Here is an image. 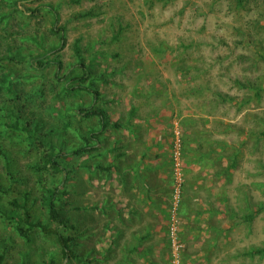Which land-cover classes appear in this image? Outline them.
Segmentation results:
<instances>
[{"label":"rangeland","instance_id":"obj_1","mask_svg":"<svg viewBox=\"0 0 264 264\" xmlns=\"http://www.w3.org/2000/svg\"><path fill=\"white\" fill-rule=\"evenodd\" d=\"M247 1L238 6L234 0H0L3 264H50L52 257L56 264H90L86 260L90 249L88 167L95 161L94 154L103 150L104 144L110 145V137H102L101 122L96 117L82 118L76 109L59 111L57 102L63 99L72 107L94 104L103 108L112 124L108 111L118 112L123 105L120 94L146 79L147 74L151 81L156 78L159 82L163 77H173L181 92L190 95L189 104L202 115L224 119L215 117L213 128L224 137V152L237 156L233 182L224 185V195L229 196L227 214L234 230L230 251L233 264H264V254L250 253L253 248L264 247V210L255 213V206L264 203V0ZM51 7L57 9L56 27H65L66 39L55 54L44 59L57 56L59 70L56 66L34 68L35 59L32 66L28 62L29 52L36 58V54L43 55L59 45L52 29ZM37 8V15L32 16L30 10ZM84 12L93 15L76 17ZM76 39L89 66L85 84L90 89L63 91L66 78L82 73ZM70 66L72 71H68ZM197 87L195 94L192 89ZM15 93L21 96L20 101H14ZM13 102L18 104L19 128L12 127L16 120L11 116ZM20 108L26 113L21 114ZM92 129L103 140L97 151L92 148L73 153L79 147L95 145L90 137ZM44 134H50L54 147L40 139ZM183 134L175 118L171 130L173 188V143L179 140L186 179ZM52 148L62 152L56 159L59 167L45 162ZM55 186L60 192V221L48 217L45 205L48 190ZM25 212L32 220L48 222L70 237L72 254L65 259L56 237L40 230L21 237L17 224H24ZM250 212L254 214L252 222L245 219Z\"/></svg>","mask_w":264,"mask_h":264},{"label":"crops","instance_id":"obj_2","mask_svg":"<svg viewBox=\"0 0 264 264\" xmlns=\"http://www.w3.org/2000/svg\"><path fill=\"white\" fill-rule=\"evenodd\" d=\"M145 78L120 94L118 112L108 111L112 124L102 137L110 145L97 151L96 135L90 146L97 152L88 167L89 263L170 264L171 130L178 118L186 177L179 208L183 262L233 264L224 185L233 182L237 156L224 152V137L213 128L220 117L189 104L173 77Z\"/></svg>","mask_w":264,"mask_h":264},{"label":"trees","instance_id":"obj_3","mask_svg":"<svg viewBox=\"0 0 264 264\" xmlns=\"http://www.w3.org/2000/svg\"><path fill=\"white\" fill-rule=\"evenodd\" d=\"M81 0H70L71 3H79ZM236 1V4L238 6H242L245 3H247V0H234ZM17 10V8H15ZM39 9L37 8L36 10H30L31 11V15L32 16H36L37 15V11ZM50 11L52 12L53 15V31L57 34L58 38H59V45L49 48L43 55L42 54H36V58H34V55L29 52L28 55V62L31 63V60L36 61L37 66H34L32 63L30 64V66L32 67H37V68H48L50 66H56L57 70H59L61 68V62L58 60V57L55 56L54 58H47L46 60L44 59V56L47 54H55L60 46H63V44L65 43V27L64 26H58L56 27V23L59 21L58 18V12L56 8L51 7ZM93 15L90 12H84L81 14H78L76 17L80 18V17H89ZM79 43V39H76L74 41V45H75V52L77 54L78 57V62H80V67L82 69V73H75V74H71V76L69 78H66L64 80V82H62V90L66 91L69 90V92H73L77 89H81V90H85L88 91V89H90V86L88 84H85L86 79L88 77V73H89V66H87L86 61L84 59V55L82 54V51L78 45ZM47 57V56H46ZM31 58V59H30ZM85 61V63H84ZM91 64V62H90ZM71 66L68 68V71H72V69L70 70ZM4 80L6 81V83H10L11 80L7 79V77H4ZM12 84H10L9 86H11ZM199 88H194L192 89L193 92H199ZM2 89V88H1ZM12 92V88L10 87L9 89ZM260 89H258L256 91V96H258V92ZM93 92V91H92ZM93 94H95V92H93ZM229 100H232L231 98L228 97ZM21 100V96L18 95V93H15V99L14 101H20ZM58 105L56 106V109H58L59 111L63 110H69V109H76V112L78 113L79 116H81L82 118H92V117H96L97 119H99V121L101 122V127L102 130H105L106 127L108 126V120L105 116V111L103 110V108L100 107H95L94 104L90 105V106H86L83 103H79V104H75V108L72 107L71 105L67 104V102L63 99H61L59 102H57ZM18 107V104L13 102V106L11 107V112L13 113V118H16L14 124L12 125V127L15 128H19L21 126L20 122H19V114L18 112H16ZM20 113H26L25 109L20 108ZM29 124V123H27ZM53 132V131H52ZM95 131L92 129V132L90 133V137L91 139H93L95 137ZM40 139L42 141H45L47 143H49V145H51L52 147H54L55 145L53 144V140L50 138V134H44L42 137H40ZM53 150L47 152L46 157L45 158V162L50 163L52 166L55 167H59L58 161H56L57 158H59V155L62 154L61 151L59 152H55L54 148H52ZM88 149H92V147L89 148L88 145H85L84 147H79L77 149H75L73 151V153H85L88 151ZM232 157V156H231ZM232 165V164H231ZM260 187V186H259ZM261 187H264V185L262 184ZM263 192H264V188H263ZM59 186H55L54 188H51L48 190V194L46 196L45 199V205L47 208V213H48V217L52 220L55 221H60L59 217H63L62 213L60 212L61 209V204H59ZM14 205H17L16 202H13ZM256 212H261L262 210H264V203H259L255 206ZM65 219V217H64ZM246 221L248 222H252L254 219V214L253 212H250L249 214H247L245 216ZM63 221V220H62ZM24 224L18 222L17 224V231L18 234L23 237V238H27L29 236V232L31 230H40L42 233L46 234V235H54L56 237V239L58 240L59 245L62 248V254L64 256V258L66 259L68 257L69 254H72V245H71V238L67 237L65 235H63L59 229L57 228H53L52 226H50V224L48 222H43V221H37V220H32L30 217V214L28 212H25V219L23 220ZM251 254H264V247H256L250 250ZM87 262L89 261V258L86 259ZM55 263V258L52 257L50 259V264H54ZM0 264H3V257L0 256ZM56 264V263H55Z\"/></svg>","mask_w":264,"mask_h":264},{"label":"built area","instance_id":"obj_4","mask_svg":"<svg viewBox=\"0 0 264 264\" xmlns=\"http://www.w3.org/2000/svg\"><path fill=\"white\" fill-rule=\"evenodd\" d=\"M173 158L175 166L174 188L169 209L168 236L170 241V264H183L182 252L184 244L179 235L180 217L179 208L182 199L184 174L182 171V149L180 140L173 143Z\"/></svg>","mask_w":264,"mask_h":264}]
</instances>
